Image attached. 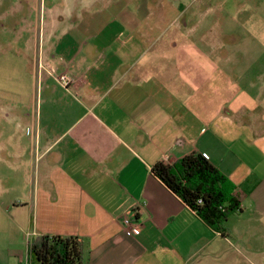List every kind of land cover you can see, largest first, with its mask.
<instances>
[{
    "label": "crops",
    "instance_id": "0c3cea01",
    "mask_svg": "<svg viewBox=\"0 0 264 264\" xmlns=\"http://www.w3.org/2000/svg\"><path fill=\"white\" fill-rule=\"evenodd\" d=\"M206 6L61 0V21L37 27L38 85L12 95L25 129L16 122L11 149L0 136L11 164L0 171V264L26 262L44 234L81 238L86 264H201L220 233L151 172L192 152L235 186L241 224L264 231V84L225 88L216 43L192 39Z\"/></svg>",
    "mask_w": 264,
    "mask_h": 264
},
{
    "label": "rangeland",
    "instance_id": "374dc122",
    "mask_svg": "<svg viewBox=\"0 0 264 264\" xmlns=\"http://www.w3.org/2000/svg\"><path fill=\"white\" fill-rule=\"evenodd\" d=\"M206 7L209 14L204 18V26L196 28L192 39L205 37L206 41L216 43L211 49L222 58L225 88L249 91L250 86L263 85L264 0H208ZM54 12H61V0H0V136L9 149L13 146L9 139L13 127L19 121L25 129L29 113L12 95L20 92L26 96L29 81L35 92L39 79L31 63L37 55L32 50L42 33L37 27L61 21ZM193 22H197V17ZM32 94L28 96L29 105L33 103L32 96L34 100ZM22 139L26 141V137ZM10 167L8 160L0 158V171ZM5 191L4 195H8ZM240 215L241 211L230 214L226 227L241 225L243 233L221 236L217 252L203 257L201 264H264V231L256 228V223L241 224Z\"/></svg>",
    "mask_w": 264,
    "mask_h": 264
},
{
    "label": "trees",
    "instance_id": "16d2710c",
    "mask_svg": "<svg viewBox=\"0 0 264 264\" xmlns=\"http://www.w3.org/2000/svg\"><path fill=\"white\" fill-rule=\"evenodd\" d=\"M151 172L207 225L222 237L226 221L241 211L235 186L201 153L192 152L174 163L157 161ZM28 264H86L85 243L76 236L38 235L28 243Z\"/></svg>",
    "mask_w": 264,
    "mask_h": 264
},
{
    "label": "built area",
    "instance_id": "2783aa9c",
    "mask_svg": "<svg viewBox=\"0 0 264 264\" xmlns=\"http://www.w3.org/2000/svg\"><path fill=\"white\" fill-rule=\"evenodd\" d=\"M60 80L66 81L67 78H66V76L63 75L60 77ZM123 224H124V230H125L126 234H128V235L136 234L137 227L134 226V224L132 223V221L128 217L123 218ZM20 264H28V262L26 261V262L20 263Z\"/></svg>",
    "mask_w": 264,
    "mask_h": 264
}]
</instances>
